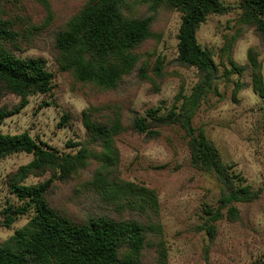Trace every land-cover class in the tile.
I'll use <instances>...</instances> for the list:
<instances>
[{
	"label": "trees",
	"instance_id": "trees-1",
	"mask_svg": "<svg viewBox=\"0 0 264 264\" xmlns=\"http://www.w3.org/2000/svg\"><path fill=\"white\" fill-rule=\"evenodd\" d=\"M35 1L44 8L47 18L25 33L0 0V103L7 97L19 100L11 106L0 105V127L6 119L20 114L30 97L53 89L55 76L47 69L46 60L21 56L23 40L53 22L50 0ZM233 9L221 0H90L58 27L50 53L60 72L91 91L109 94L111 103L88 101L89 107L82 114L85 138L69 143L70 148L77 149L75 153H60L28 133L0 132V162L20 153L33 156L31 162L5 179L6 189L19 204L9 202L2 210L1 226L11 228L21 216L28 215L29 220L0 245V264H169L158 194L121 178L116 139L131 132L157 140L162 130L175 126L188 139L192 167L213 176L221 187L217 208L205 210L206 219L199 229L205 231L209 241L204 250L208 257L218 235L215 223L224 218L238 222L241 214L235 204L253 203L262 192L245 185L205 131L193 125L221 78L214 50L202 46L197 33L209 16H225ZM238 9L241 15L223 51L231 68L226 73H248L251 83H236V90L252 87L264 99V76L256 50L250 49L247 65L240 66L233 59L236 42L250 30L264 46V0H240ZM173 11L181 14V23L177 57L171 65L195 70L197 83L190 95L180 94L171 108L164 112L162 108L150 109L128 123L126 113L131 108L117 105L114 95L135 72L140 80L160 91L167 68L146 47L156 42L160 35L156 26ZM63 119L69 121L68 116ZM44 178L27 184L30 179ZM59 185L68 189L58 193ZM81 198L94 199L98 211L80 214L75 201Z\"/></svg>",
	"mask_w": 264,
	"mask_h": 264
},
{
	"label": "rangeland",
	"instance_id": "rangeland-1",
	"mask_svg": "<svg viewBox=\"0 0 264 264\" xmlns=\"http://www.w3.org/2000/svg\"><path fill=\"white\" fill-rule=\"evenodd\" d=\"M89 1L50 0L52 24L39 34L35 33L36 36L23 40L21 56L46 60L47 69L55 76L53 89L48 94L30 97L28 106L19 115L5 120L0 127L1 133H28L38 143L60 153H75L77 149L70 148L69 143H79L85 138L82 114L89 107L88 101L99 102L101 99L100 104L111 103L109 94L91 91L61 73L50 53L55 31ZM221 1L234 9L225 16H209L197 33L199 43L214 50L221 78L194 117L193 125L205 131L218 147L224 162L234 174L244 179L245 185L262 192L253 203L235 204L241 214L238 222L230 223L224 218L215 223L218 235L205 258L204 250L209 241L205 231L199 229L206 219L205 210L217 208L222 192L213 176L192 167L185 132L175 126L162 130V136L157 140H148L131 132L117 137L121 178L154 189L158 194L169 264H264V99L252 87L236 90V83H251L248 73L245 76H228L226 73L231 69L229 58L223 54L226 38L241 11L238 9L240 0ZM4 6L24 32L43 24L47 18L46 11L35 0H4ZM180 23L179 12L166 13L156 26L159 37L146 47L153 58H160L167 68L168 76L160 91L156 92L148 82L140 80L135 72L114 95L118 97L117 105L131 108V111L125 109L128 123L137 116H145L150 109L162 108L164 112L171 108L180 94L190 95L197 83L195 70L171 65L177 57ZM250 49L256 50L264 76V46L259 44L252 30L236 42L233 59L240 66L249 64ZM18 102L15 97H7L0 105L11 106ZM65 116L69 117L67 123L63 119ZM32 159V155L20 153L0 162V245L29 220L28 215L21 216L11 228L1 226L2 210L9 202L19 204L6 189L5 179ZM46 179H30L27 184ZM59 186L58 193L68 189ZM75 206L83 216L98 211L94 199L81 198L75 201Z\"/></svg>",
	"mask_w": 264,
	"mask_h": 264
}]
</instances>
